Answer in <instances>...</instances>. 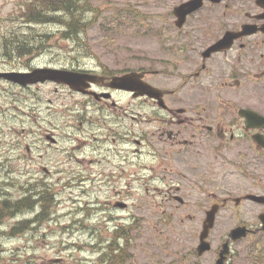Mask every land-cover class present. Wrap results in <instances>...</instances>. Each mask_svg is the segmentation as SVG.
<instances>
[{
    "label": "flooded vegetation",
    "instance_id": "1",
    "mask_svg": "<svg viewBox=\"0 0 264 264\" xmlns=\"http://www.w3.org/2000/svg\"><path fill=\"white\" fill-rule=\"evenodd\" d=\"M190 1H171L170 11L160 16L155 29L153 15L154 69L43 66L84 74L86 87L79 85L81 90L75 91L47 81L22 88L31 90L46 107L50 106L47 97L51 92L68 91L74 99L82 100V123H90L98 132H109L93 136L96 145L103 140L115 146L102 152L94 149L102 157L97 159L102 170L88 172L78 166L72 177L80 183L108 182L121 179L127 166L135 168L128 180H140L137 187L154 198L155 212L160 207L161 219L154 220L152 228L154 241L161 239L163 246L154 243V249L165 255L154 264H217L226 243L224 264H240L239 245L246 243L251 250L261 234L258 231L235 241L230 239L231 231L240 225L252 231L260 229L259 215L264 213V204L249 198L264 196V126H250L262 122L254 114L264 117V0H202L191 14H176V8ZM226 36L230 46L217 50ZM74 60L86 64L79 58ZM125 76L151 85L154 95L142 96L138 91L110 85L114 78ZM6 85L20 88V84ZM121 95L131 101H117ZM132 101L149 106L151 109L144 112L151 113L150 118L145 119L140 110L130 111ZM96 105L99 108H94ZM107 106L114 110H107ZM250 111L254 112L250 119L242 114ZM111 116L114 128L109 127ZM143 122L150 123L151 130L135 133L128 128V124L134 128ZM87 143H81L75 153H86ZM143 150H147V165L142 162ZM109 155H113L112 160ZM67 160L78 162L73 155ZM144 171L150 172L149 179L142 175ZM103 189L119 196L109 187L99 188ZM113 194L109 196L113 198ZM159 197L162 200L155 201ZM24 198L31 205L29 197ZM110 203H103L102 211L98 207L87 209L82 222L77 221L87 228L91 245L93 255L87 264H140L137 239L130 237L141 228L137 227L141 222L135 206ZM213 207L217 214L207 238L211 249L198 256L205 218ZM240 214L247 215L249 221H240ZM29 223L31 227L33 223ZM158 229L170 230L172 237L159 234ZM243 264H248L246 259Z\"/></svg>",
    "mask_w": 264,
    "mask_h": 264
},
{
    "label": "rangeland",
    "instance_id": "2",
    "mask_svg": "<svg viewBox=\"0 0 264 264\" xmlns=\"http://www.w3.org/2000/svg\"><path fill=\"white\" fill-rule=\"evenodd\" d=\"M171 1L179 0H89L90 9L81 12V18L88 24L87 32L78 36L68 31V38L63 22L55 23V19L46 23L28 21L26 4L34 2L44 6L42 1L0 0V72L30 70L37 66L90 69L104 65L110 71L154 69L152 17L154 15V29L158 28L160 16L164 17L170 11ZM50 16L58 17L56 13ZM32 36L49 38L46 48L40 52L27 48V55H18L16 48L23 51L24 42L31 41ZM32 51L34 54H29ZM76 58L86 64H78ZM116 100L125 104L131 101L126 95ZM47 101L50 106L40 105L31 90L21 86L8 88L6 82H0V264H87L93 255L91 245L87 230H84L87 228L78 225L77 221L81 223L91 207L102 211L100 206L109 200L112 206L118 202L135 206V214L141 222L137 227L141 228L134 230L130 237L137 239L140 264H154L160 260L165 253L154 249V243L159 247L163 243L161 239L154 241L152 228L154 220L161 219L160 207L155 212L154 198L137 187L140 180H128L135 168L127 166L121 179L108 182L80 183L73 178V171L78 166L88 172L92 168L97 173L101 171L97 159L102 157L98 154L106 151L105 148L115 149V146L103 140L95 144L93 136L96 133L106 135L109 132H98L90 123H82L79 112L82 100L79 98L74 99L68 91L59 90L51 92ZM150 109L141 101H132L130 106V111L140 110L145 119H149L151 113L144 111ZM107 110L114 108L107 106ZM114 126L111 116L109 127ZM150 126L147 122L134 128L128 124L135 133L151 130ZM83 142H88L84 146L86 153L76 154V148ZM96 147L100 152L95 153ZM146 151L143 150V165L149 164ZM68 155H73L78 162L68 161ZM109 159L112 160L113 155H109ZM90 161L94 162L90 164ZM142 175L150 178L149 171ZM101 187H109L119 196L99 190ZM25 196L29 197L31 205L26 203L22 210L8 211L5 207ZM161 200V197L155 199ZM239 218L249 221L245 214H240ZM20 222H25L24 230ZM157 232L172 237L168 229ZM255 239L264 254V234ZM238 249L244 262L248 258L246 243L240 244Z\"/></svg>",
    "mask_w": 264,
    "mask_h": 264
},
{
    "label": "water",
    "instance_id": "3",
    "mask_svg": "<svg viewBox=\"0 0 264 264\" xmlns=\"http://www.w3.org/2000/svg\"><path fill=\"white\" fill-rule=\"evenodd\" d=\"M201 1V0H192L189 3H186L182 6H179L176 8V14L182 13L184 16L191 13L193 10L196 9V2ZM227 40L229 38L226 36L222 42H220L217 45V49L222 48L223 45L226 46L228 44ZM228 47V45H227ZM226 48V47H225ZM1 76H4L5 78H8L9 80H12L14 82H18L22 84L23 86H27L30 84H36L38 82H45L47 80H52L57 83H62V84H67L69 85L72 89H78L76 86V82L80 83L82 87H86V82L87 78L86 76L83 77V75H76L73 73H70L65 70H59V69H51V68H46V69H35L32 72L28 73H21V74H3ZM128 76L125 77H116L113 79L112 83L110 84L112 87L116 89H127L131 91H138L139 94L141 95H148V96H153L154 95V88L149 86L148 84H142L138 81H134L129 79ZM245 114V113H244ZM248 119H250V116H248ZM259 117V116H258ZM261 119V123L259 125L255 124H250V126H264V118L259 117ZM262 203H264V197H252ZM213 217V213H212ZM263 223H264V217H263ZM264 229V226H263ZM208 231L209 228L206 227L204 228V231L202 232L201 235V244L198 247V251L200 253L207 251L210 249V246L208 243L205 242V238L208 236ZM247 235V229L245 227H239L238 229L234 230L232 232V236L234 239L236 238H242ZM225 253V251H224ZM224 254H221V259L218 262V264H223L224 262Z\"/></svg>",
    "mask_w": 264,
    "mask_h": 264
},
{
    "label": "trees",
    "instance_id": "4",
    "mask_svg": "<svg viewBox=\"0 0 264 264\" xmlns=\"http://www.w3.org/2000/svg\"><path fill=\"white\" fill-rule=\"evenodd\" d=\"M42 1L44 6L37 5L34 2H30L26 7L28 10V21L46 23L55 19V23L63 22L70 33L79 34L87 32L88 24L81 18V12L90 9L89 0H31ZM26 10V9H25ZM51 13H56L58 17L50 16ZM37 40L36 43L34 40ZM49 39V38H48ZM48 39L42 37H30L24 42V53L28 48L30 50L42 51L46 48ZM35 51L29 54H34ZM6 202H4L5 204ZM48 202H45L47 205ZM26 206V199L21 198L18 201L5 206L8 211L11 209L22 210ZM22 230H24L25 222H20ZM20 228V230H21Z\"/></svg>",
    "mask_w": 264,
    "mask_h": 264
},
{
    "label": "bare ground",
    "instance_id": "5",
    "mask_svg": "<svg viewBox=\"0 0 264 264\" xmlns=\"http://www.w3.org/2000/svg\"><path fill=\"white\" fill-rule=\"evenodd\" d=\"M85 15V14H84ZM87 17V16H86ZM88 19V18H87ZM83 21L85 20V19H82ZM85 22V21H84ZM89 22V21H88ZM6 163V162H5ZM6 164H8V163H6ZM0 166H2V165H0ZM4 166V165H3ZM10 167V166H9ZM10 169V168H9ZM8 170V169H7ZM1 173V172H0ZM2 174H4V173H2ZM9 175V174H8ZM27 188V187H26ZM1 192V191H0ZM29 194V193H28ZM3 197V196H2Z\"/></svg>",
    "mask_w": 264,
    "mask_h": 264
}]
</instances>
